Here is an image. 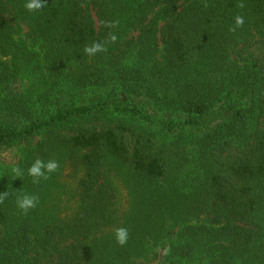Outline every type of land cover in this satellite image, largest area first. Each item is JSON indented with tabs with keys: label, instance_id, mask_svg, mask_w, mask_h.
Segmentation results:
<instances>
[{
	"label": "trees",
	"instance_id": "trees-1",
	"mask_svg": "<svg viewBox=\"0 0 264 264\" xmlns=\"http://www.w3.org/2000/svg\"><path fill=\"white\" fill-rule=\"evenodd\" d=\"M25 2L0 0V264H264V0ZM37 158L83 170L63 215Z\"/></svg>",
	"mask_w": 264,
	"mask_h": 264
},
{
	"label": "clouds",
	"instance_id": "clouds-1",
	"mask_svg": "<svg viewBox=\"0 0 264 264\" xmlns=\"http://www.w3.org/2000/svg\"><path fill=\"white\" fill-rule=\"evenodd\" d=\"M45 6V0H26L24 7L27 11L33 12L42 9ZM238 8H244L245 5L240 0L236 5ZM118 21H105L104 26L107 28H115L118 25ZM235 27L230 28V31H235L236 28L243 27L244 17L242 15H236L234 17ZM117 40L115 33H109L107 42L114 43ZM84 53L89 56H93L99 52L107 51L106 44L100 42H93L89 46H85L83 49ZM59 168V164L55 160L44 161L40 158L34 160L31 166L27 169V174L32 177V183L38 184L41 180L49 179V174L56 172ZM14 176L19 178L23 172L17 165L12 169ZM9 196V192L5 191L0 193V203ZM39 202V197L36 194L21 193L17 196L16 206L24 214H27L30 209H34ZM114 239L116 243L123 246L128 240V229L120 226L114 229Z\"/></svg>",
	"mask_w": 264,
	"mask_h": 264
},
{
	"label": "rangeland",
	"instance_id": "rangeland-1",
	"mask_svg": "<svg viewBox=\"0 0 264 264\" xmlns=\"http://www.w3.org/2000/svg\"><path fill=\"white\" fill-rule=\"evenodd\" d=\"M38 138V137H37ZM34 139V141L37 140ZM24 143L15 144L0 151V175L13 173L14 163L22 154ZM59 170V171H58ZM57 184L47 189L46 193L41 197L44 202L41 203V208L47 212H54L56 210L59 214L63 215L65 212L70 211L75 198L77 197L78 189L77 183L82 176L83 170L72 161H64L61 163L60 168L57 169ZM56 171V172H57ZM123 185V180L118 177ZM124 188V186H123ZM127 189L123 190L122 205L128 206ZM164 252L163 250L161 251Z\"/></svg>",
	"mask_w": 264,
	"mask_h": 264
}]
</instances>
